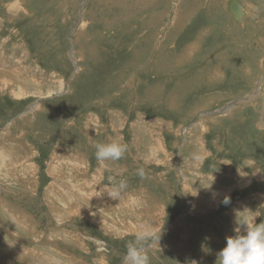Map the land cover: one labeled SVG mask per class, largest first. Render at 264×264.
Wrapping results in <instances>:
<instances>
[{"label":"rangeland","instance_id":"374dc122","mask_svg":"<svg viewBox=\"0 0 264 264\" xmlns=\"http://www.w3.org/2000/svg\"><path fill=\"white\" fill-rule=\"evenodd\" d=\"M240 1L241 24L227 0H0V264H123L145 227L150 264H216L264 222V0Z\"/></svg>","mask_w":264,"mask_h":264},{"label":"clouds","instance_id":"9594fccd","mask_svg":"<svg viewBox=\"0 0 264 264\" xmlns=\"http://www.w3.org/2000/svg\"><path fill=\"white\" fill-rule=\"evenodd\" d=\"M96 149L95 158L98 163L105 161H119L127 151V145L113 141L110 143H96L93 145ZM194 159H199L194 156ZM137 175L141 180L146 178V172L143 167L137 170ZM114 190L107 191L113 199L118 197L123 190L128 187L126 179H120L118 183L114 182L113 177H108V185L105 188L112 187ZM230 203V199L225 197L223 204ZM236 227L233 229L235 235L226 238V246L217 253L216 264H264V222L257 224L255 218H240L237 216ZM161 238L160 233H155L152 229L145 227L138 231L133 241L127 245V251L124 255L123 264H150L149 257L146 254V247L155 243ZM193 264H196L193 261Z\"/></svg>","mask_w":264,"mask_h":264},{"label":"water","instance_id":"95a60500","mask_svg":"<svg viewBox=\"0 0 264 264\" xmlns=\"http://www.w3.org/2000/svg\"><path fill=\"white\" fill-rule=\"evenodd\" d=\"M227 9L236 22L243 23L247 11L240 0H227Z\"/></svg>","mask_w":264,"mask_h":264},{"label":"bare ground","instance_id":"6f19581e","mask_svg":"<svg viewBox=\"0 0 264 264\" xmlns=\"http://www.w3.org/2000/svg\"><path fill=\"white\" fill-rule=\"evenodd\" d=\"M83 208V207H82ZM85 208V207H84ZM80 209V208H79ZM83 210V209H82ZM95 218V217H94Z\"/></svg>","mask_w":264,"mask_h":264},{"label":"crops","instance_id":"0c3cea01","mask_svg":"<svg viewBox=\"0 0 264 264\" xmlns=\"http://www.w3.org/2000/svg\"><path fill=\"white\" fill-rule=\"evenodd\" d=\"M90 131V130H89ZM78 187V186H77Z\"/></svg>","mask_w":264,"mask_h":264}]
</instances>
